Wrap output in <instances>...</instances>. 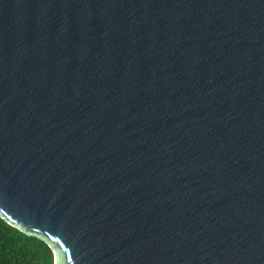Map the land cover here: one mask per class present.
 Segmentation results:
<instances>
[{
  "label": "water",
  "instance_id": "water-1",
  "mask_svg": "<svg viewBox=\"0 0 264 264\" xmlns=\"http://www.w3.org/2000/svg\"><path fill=\"white\" fill-rule=\"evenodd\" d=\"M0 218L51 264H264V0H0Z\"/></svg>",
  "mask_w": 264,
  "mask_h": 264
},
{
  "label": "trees",
  "instance_id": "trees-1",
  "mask_svg": "<svg viewBox=\"0 0 264 264\" xmlns=\"http://www.w3.org/2000/svg\"><path fill=\"white\" fill-rule=\"evenodd\" d=\"M0 264H51V252L42 240L21 235L0 218Z\"/></svg>",
  "mask_w": 264,
  "mask_h": 264
}]
</instances>
